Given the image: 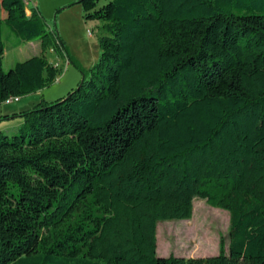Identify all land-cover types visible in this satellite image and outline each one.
Instances as JSON below:
<instances>
[{
	"label": "trees",
	"instance_id": "trees-1",
	"mask_svg": "<svg viewBox=\"0 0 264 264\" xmlns=\"http://www.w3.org/2000/svg\"><path fill=\"white\" fill-rule=\"evenodd\" d=\"M78 0L98 61L65 97L2 116L0 264H264V0ZM0 105L75 65L24 0H0ZM11 49L38 56L7 72ZM12 35V36H11ZM14 37V38H12ZM228 212V248L157 257L194 199Z\"/></svg>",
	"mask_w": 264,
	"mask_h": 264
},
{
	"label": "rangeland",
	"instance_id": "rangeland-1",
	"mask_svg": "<svg viewBox=\"0 0 264 264\" xmlns=\"http://www.w3.org/2000/svg\"><path fill=\"white\" fill-rule=\"evenodd\" d=\"M44 12L39 8L37 12L48 28L56 30L60 39L65 44L69 56L75 65H69L66 60L60 59L56 53H47L49 61H57L60 64L61 73L58 81L48 88L42 90L45 102H52L65 97L69 92L77 88L82 80L81 70L87 71L99 58V44L93 28L97 22L85 24L81 17V7L75 4L78 0H42ZM105 0H100L99 6ZM64 6H60L63 5ZM32 8H30L31 10ZM0 11H2L0 7ZM82 22L86 28H80L75 19ZM62 16V17H61ZM64 20L67 27L75 32V38L66 42L60 33L59 19ZM9 31L3 27V41L5 45V55L2 61L5 72L9 71L15 63L23 62L30 57L38 56L41 53L40 47L35 45L39 41L29 42L19 49H11L7 40ZM10 34V33H9ZM12 36V35H11ZM77 36V37H76ZM14 38V37H12ZM27 97H24L25 100ZM41 101V98L36 104ZM24 101L22 104H25ZM36 104H30L23 112L32 109ZM4 110L0 107V118L5 116ZM12 115V114H11ZM10 114L7 116H11ZM23 119L15 118L0 122V131L12 134L23 124ZM229 214L226 211L209 207L204 200L194 199L193 212L189 220L172 221L159 223L157 226V257L204 258L215 256L219 253L221 245L228 248L229 235Z\"/></svg>",
	"mask_w": 264,
	"mask_h": 264
},
{
	"label": "crops",
	"instance_id": "crops-1",
	"mask_svg": "<svg viewBox=\"0 0 264 264\" xmlns=\"http://www.w3.org/2000/svg\"><path fill=\"white\" fill-rule=\"evenodd\" d=\"M41 2H43V1L42 0H30V2L28 3V5H26V8H25V16L27 18H29L31 16L30 8H36V9L40 8L42 10V12H44L43 11L44 5ZM60 6H64V4L60 5ZM6 17H7L6 12L3 10L0 11V19L4 20ZM79 17L80 16L78 15V17L75 19V21L78 23V25L80 26L81 29L84 27L86 28V25L89 24L90 22H87V23L84 22L86 25L83 26L82 22L78 19ZM81 17H82V10H81ZM59 22H60V33H61L62 37L66 40V42L75 38V35H76L75 32L72 30V28L67 27V25H65L64 20L62 18L59 19ZM25 44H27V43H25ZM25 44H22L21 46L15 48V49H19ZM35 45H37V47L38 46L40 47V44H38L37 42H35ZM49 53H53V52L49 51ZM4 55H5V53H4ZM57 61H49V63L53 64L54 66H60V64ZM42 93L43 92L40 91L36 94L30 95V96H28L29 98H26L25 100L23 98H21V99H18L17 101H8V102L3 103L2 105H0L1 109L4 110V113H2V114H5V115L10 114L11 115V114L23 112L25 109L28 108V106L30 104H36L40 98H41V100L44 99ZM24 101H28V102H25V104H22Z\"/></svg>",
	"mask_w": 264,
	"mask_h": 264
},
{
	"label": "built area",
	"instance_id": "built-area-1",
	"mask_svg": "<svg viewBox=\"0 0 264 264\" xmlns=\"http://www.w3.org/2000/svg\"><path fill=\"white\" fill-rule=\"evenodd\" d=\"M24 1H25V4H26V5H28V3L30 2V0H24ZM51 52H53V51H51ZM57 81H58V77H57L55 83H56ZM11 101H17V99H14V100H11Z\"/></svg>",
	"mask_w": 264,
	"mask_h": 264
}]
</instances>
